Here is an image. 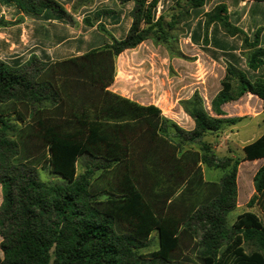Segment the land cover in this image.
<instances>
[{
	"label": "trees",
	"instance_id": "obj_1",
	"mask_svg": "<svg viewBox=\"0 0 264 264\" xmlns=\"http://www.w3.org/2000/svg\"><path fill=\"white\" fill-rule=\"evenodd\" d=\"M121 1L135 3L123 40L55 63L0 58V264H264L262 219L245 212L228 221L241 160L218 157L206 140L242 120L226 118L225 104L247 93L264 100V81L228 65L211 110L199 93L182 102L192 131L111 92L121 53L149 39L176 53L182 23L205 4L177 0L156 18L158 0ZM0 2L72 20L56 0ZM94 2L75 0L73 9ZM214 23L242 38L250 69L264 65L259 33L251 41L225 4L206 14V31ZM243 155L264 159V134ZM203 166L220 169V182L206 181ZM254 186L264 213V164ZM154 232L157 250L145 254ZM186 238L196 242L193 258H181Z\"/></svg>",
	"mask_w": 264,
	"mask_h": 264
},
{
	"label": "crops",
	"instance_id": "obj_2",
	"mask_svg": "<svg viewBox=\"0 0 264 264\" xmlns=\"http://www.w3.org/2000/svg\"><path fill=\"white\" fill-rule=\"evenodd\" d=\"M56 1L72 20L55 14L50 18L28 16L16 7L0 2V20L9 23L0 26L2 60L25 63L36 56L44 62L55 63L82 56L114 40H123L133 23L134 2L95 0L93 5L74 11L75 0ZM176 1L158 0L156 18ZM219 4L227 6L231 23L244 31L251 41L259 33V47L264 49V1L205 0L204 7L191 10V19L182 23L185 34L179 36L176 53L151 39L124 51L116 58L115 80L108 89L142 106L153 105L162 116L192 131L195 122L184 110L182 102L199 93L205 108L211 110V102L222 88L221 81L228 65L239 68L252 82L264 81V65L257 70L248 67L245 56L248 50L243 49L241 37L227 34L218 23L210 25L206 31L204 14ZM222 109L226 118L242 119L230 127L231 134L245 120L264 124V100L254 94L247 93ZM183 122L188 128L183 127ZM256 139L246 138L245 145ZM262 161L264 159L246 162ZM2 203L0 185V206ZM1 242L0 236L2 257Z\"/></svg>",
	"mask_w": 264,
	"mask_h": 264
},
{
	"label": "rangeland",
	"instance_id": "obj_3",
	"mask_svg": "<svg viewBox=\"0 0 264 264\" xmlns=\"http://www.w3.org/2000/svg\"><path fill=\"white\" fill-rule=\"evenodd\" d=\"M96 3V2H95ZM77 4V2H76ZM205 5V4H204ZM170 5L169 7H171ZM204 7V6H203ZM207 14V13H206ZM206 14L204 16L206 17ZM182 35L185 34V30L182 31ZM10 52V51H9ZM179 108H177L178 110ZM176 111V110H175ZM184 128H188L186 122H183ZM230 127H225L219 133L209 134L206 136V140L213 143V148L216 155L220 158L231 157L236 160H241L237 173V206L236 209L230 213L228 217L229 224L237 219V217L245 212H253L257 214L264 223V213L257 201L253 200L256 196V190L254 186V177L258 169L264 164V162H246L243 160V147L246 144V138L251 136V139L259 138L264 134L263 123H251L245 120L243 123H239L234 132L230 131ZM79 171H81V163H79ZM204 177L208 182H220L223 176V172L220 169H211L203 166ZM44 178H48L44 176ZM196 242H191L190 239H184L183 241V257H194L193 249H195ZM158 247L157 232L152 234L150 246L148 249L143 250V253L150 254L156 251ZM252 248L246 245V251L249 252Z\"/></svg>",
	"mask_w": 264,
	"mask_h": 264
}]
</instances>
